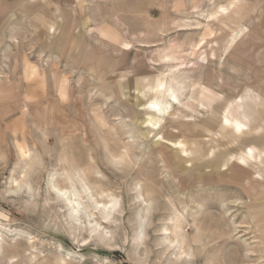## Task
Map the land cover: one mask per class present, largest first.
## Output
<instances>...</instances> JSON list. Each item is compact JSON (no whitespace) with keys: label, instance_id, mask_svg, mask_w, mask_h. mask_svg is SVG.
<instances>
[{"label":"rangeland","instance_id":"rangeland-1","mask_svg":"<svg viewBox=\"0 0 264 264\" xmlns=\"http://www.w3.org/2000/svg\"><path fill=\"white\" fill-rule=\"evenodd\" d=\"M0 223L16 264H264V0H1Z\"/></svg>","mask_w":264,"mask_h":264},{"label":"bare ground","instance_id":"bare-ground-1","mask_svg":"<svg viewBox=\"0 0 264 264\" xmlns=\"http://www.w3.org/2000/svg\"><path fill=\"white\" fill-rule=\"evenodd\" d=\"M166 59L170 60V58H166ZM171 98H172L173 102L178 103V98L175 94H172ZM171 103L172 102L170 101V104L168 103L167 105L162 107L160 104H158L156 102H151L150 106H148V109H153L152 111L154 113H157L159 118H163L165 116V114L167 113L168 107L171 106ZM168 114L170 115V112ZM145 121H146V124L148 126L154 128V129H157L159 124L161 123V121H155L151 118L149 120H145ZM158 137H159V140L164 139V137L161 135ZM179 145H181V143ZM187 153H188V151H187ZM76 182H78L79 185L80 184L82 185V179L80 178V176L76 178ZM52 185H53V183H52ZM17 188H21V187L19 186ZM52 188L55 191L54 193H56L58 199L65 200L66 206H68V208H69V218L73 219V220H79V217L82 213V187H80L81 188V190H80L79 188H76V186H74V184H72L68 188L59 189V188H57V185L54 184ZM104 207H105V211L101 212L102 213L101 215H102L103 219L107 220L109 218V216H111L112 210L115 208V202L113 200H111L108 204H105ZM24 238L26 240H28L29 243H33V237L32 236H28V237L24 236V234H22L18 229L7 228L3 224L0 223V264H2L1 259L4 257L7 258L9 264H16L18 262V259L16 256H7V254L5 252V243H6L7 239H10V241H12L13 245H14L19 240L21 241Z\"/></svg>","mask_w":264,"mask_h":264},{"label":"crops","instance_id":"crops-1","mask_svg":"<svg viewBox=\"0 0 264 264\" xmlns=\"http://www.w3.org/2000/svg\"><path fill=\"white\" fill-rule=\"evenodd\" d=\"M252 95H253L252 91L248 90L245 92L244 96H242L240 99H237L234 101L231 100L230 101L231 103L228 102L227 106L225 107L224 122H223V125L221 127L222 129H226L227 126L230 124L233 126V128L235 129L236 132H238V133H245L246 132L245 129L247 127V124L243 122V119H247L249 114H250L247 108H248L249 104L253 103L252 102V98H253ZM239 138H241V137L239 136ZM242 138H245V137H242ZM235 144L237 145V149L242 150L241 154L247 156L250 159L255 158L254 154H253L254 147L252 146L251 142H250V144H247L246 139H240V143H235ZM243 149H245L246 151ZM223 157H224L223 155L217 154L216 157L213 159V161L204 163L202 165L204 166L206 164L207 169L215 168L216 166H214V165H217V167H219V169L223 166L224 168L222 170H224V169H226L227 163L224 161H222V162L220 161V159H222ZM214 161H216V163H213ZM229 161H228V163H229ZM246 163H248V162H246Z\"/></svg>","mask_w":264,"mask_h":264}]
</instances>
